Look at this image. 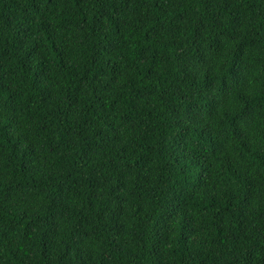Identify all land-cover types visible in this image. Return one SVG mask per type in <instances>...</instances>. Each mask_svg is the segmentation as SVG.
Instances as JSON below:
<instances>
[{"label": "trees", "instance_id": "16d2710c", "mask_svg": "<svg viewBox=\"0 0 264 264\" xmlns=\"http://www.w3.org/2000/svg\"><path fill=\"white\" fill-rule=\"evenodd\" d=\"M0 264H264V0H0Z\"/></svg>", "mask_w": 264, "mask_h": 264}]
</instances>
